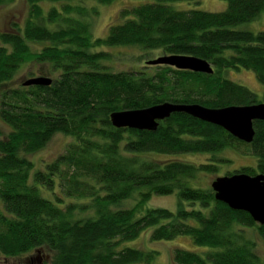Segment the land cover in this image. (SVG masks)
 <instances>
[{
    "label": "trees",
    "instance_id": "obj_1",
    "mask_svg": "<svg viewBox=\"0 0 264 264\" xmlns=\"http://www.w3.org/2000/svg\"><path fill=\"white\" fill-rule=\"evenodd\" d=\"M27 1L24 26L0 33V85L32 61L50 64L58 75L47 86H7L0 93V118L10 127L0 138V254L16 257L46 247L52 251L50 264H152L158 250L126 243L153 227V240L187 235L211 248L202 254L176 247L174 264H260L257 243L246 228L264 240V224L217 200L201 177L218 171L227 149L247 148L256 157V165L228 174L264 173V120L254 121L255 136L248 143L184 112L161 120L156 130L118 128L110 116L165 101L212 108L264 101L223 74L246 68L264 83V30L235 28L257 19L264 0H227L222 11L169 4L178 0H143L122 7L121 20L97 37L91 22L99 11L90 0ZM46 1L52 4L48 10L42 5ZM31 42L49 44L34 51ZM97 46L196 55L209 60L214 72L169 65L113 71L103 63L106 50H91ZM58 132L71 137L64 152L36 168L29 155ZM157 154L210 158L194 162ZM155 194H177L178 209L146 208ZM130 199L134 205L121 207Z\"/></svg>",
    "mask_w": 264,
    "mask_h": 264
},
{
    "label": "rangeland",
    "instance_id": "obj_2",
    "mask_svg": "<svg viewBox=\"0 0 264 264\" xmlns=\"http://www.w3.org/2000/svg\"><path fill=\"white\" fill-rule=\"evenodd\" d=\"M143 0H115L109 4L98 3L95 0H90V5H96L99 13L92 18V34L94 37L106 36L109 32V27L113 23L120 21L119 12L122 7L140 3ZM176 9H192L200 8L208 11H222L227 7V0H178L169 2ZM45 10H48L52 4L50 2L42 3ZM30 5L27 0H11L0 4V33L7 31H17L15 25L23 27L29 15ZM235 28L248 29L251 31L264 30V12L252 21L237 25ZM49 42H31V48L34 51L41 50ZM92 51L106 50L108 58L103 60V63L108 66L110 70H132L134 68L146 67L150 71H155L159 65H147V61L164 55L161 49H145L139 46H97L91 49ZM225 77L243 84L257 93L261 99H264V83L260 82L256 74L252 70L246 68L227 69L223 71ZM45 75L56 77L58 73L54 72L48 63L29 62L21 66L14 76V78L6 83L0 85V93L7 86H19L22 83L34 76ZM0 128L2 130L3 138L10 130L0 118ZM71 137L61 132L56 133L52 139L41 150L30 154L29 157L34 160L36 168L44 167V163L52 161L59 154L63 153ZM226 160L220 163L218 171L208 173L201 177V183L204 186H211L213 180L218 176L231 175L229 171L239 169L244 165H256V157L250 154L247 148L238 151L235 149H227L221 153ZM159 158H176L180 157L194 162L206 161L210 158L208 154H185V155H163L157 154ZM41 193L50 197L48 192L41 190ZM135 200H126L121 204V207H131ZM179 205V198L177 194L169 195H153L146 201L145 207H166L172 210H177ZM153 227H149L142 232V234L126 244L132 247L159 251L157 258L152 264H174L173 250L176 247H183L204 254L210 250V247L196 244L190 236L180 235L170 240H153L151 239V232ZM248 236L250 235L257 243L258 254L261 259L260 264H264V240L259 233L253 228H246ZM52 251L46 247L35 249L31 252L24 253L16 257H6L0 254V263L3 264H50Z\"/></svg>",
    "mask_w": 264,
    "mask_h": 264
},
{
    "label": "water",
    "instance_id": "obj_3",
    "mask_svg": "<svg viewBox=\"0 0 264 264\" xmlns=\"http://www.w3.org/2000/svg\"><path fill=\"white\" fill-rule=\"evenodd\" d=\"M146 63L209 74L214 72L209 60L196 55L164 54ZM52 81L50 76L39 75L26 79L22 84L47 86ZM175 112H184L221 126L239 140L250 143L255 136L254 121L264 120V101L220 108L207 107L200 103L165 101L145 108L114 111L110 119L118 128L156 130L161 120ZM211 187L216 192L217 200L225 202L232 209L247 211L257 223L264 224V173L250 175L235 172L218 176L211 183Z\"/></svg>",
    "mask_w": 264,
    "mask_h": 264
}]
</instances>
